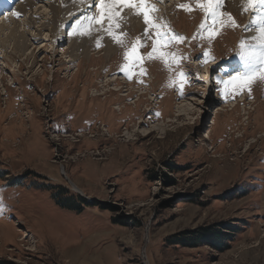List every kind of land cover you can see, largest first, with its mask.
<instances>
[{"label":"rangeland","instance_id":"obj_1","mask_svg":"<svg viewBox=\"0 0 264 264\" xmlns=\"http://www.w3.org/2000/svg\"><path fill=\"white\" fill-rule=\"evenodd\" d=\"M6 1L0 57L5 52L19 68L0 66V264H264V104L256 121L249 101H262L264 81L234 98L216 85L218 76L243 70L238 45L255 34L241 0H224L221 11L238 27L211 43L198 35L212 21L195 0H149L162 30L184 40L165 49L176 63L145 58L131 79L121 70L124 52L144 29L133 10H121V46L95 30L67 35L85 16V0L33 1L17 18L10 15L18 1L11 9ZM68 17L66 36L53 43L49 35L63 32ZM21 42L34 55L27 63L15 49ZM151 43L138 52L147 57ZM73 46L82 47L81 59L63 64ZM108 47L110 69L83 62V53ZM178 72L189 74L183 96L172 84ZM114 76L121 86L107 85ZM113 88L121 94H109Z\"/></svg>","mask_w":264,"mask_h":264},{"label":"snow or ice","instance_id":"obj_2","mask_svg":"<svg viewBox=\"0 0 264 264\" xmlns=\"http://www.w3.org/2000/svg\"><path fill=\"white\" fill-rule=\"evenodd\" d=\"M83 2V0H81ZM224 6V0H195L194 7L203 12L206 19H211V24L206 22L199 25V36L206 33V38L209 43L220 34V32L227 27H238L235 18L226 11H221ZM95 13L87 15L83 21H77V24L72 27V30L67 33L68 36L76 35L81 37L90 36L95 30L99 34H104L111 38L116 44L124 46V40L118 34V24L121 22V10L128 8L133 10L134 14L142 17L144 25L143 36L133 43L130 49L124 52V60L121 65V70L124 75L131 79L133 67L140 64L145 58L158 59L165 67H170L173 63L178 61L176 53L166 51L168 45L173 41H183L184 37L175 33H169L162 30L166 25L160 24L158 18L154 16L157 11L154 4H150L149 0H95ZM180 9L185 12L192 11L189 3H180ZM242 12H252L250 18V25H254V35L239 42L236 55L243 63V70H236L230 74L227 79L217 77L216 85L217 91L224 98L235 97L247 90L251 94V86L256 81H264V0H241ZM13 16L19 17L21 14L13 12ZM105 22L107 27L104 26ZM99 26V27H95ZM247 27L245 31H247ZM151 39V50L147 52V57L141 55L138 49L143 47V41ZM96 47L101 46V39H95ZM204 62H208L209 52L202 53ZM220 71H223L221 69ZM145 70L141 67L140 75H143ZM189 79V74L185 72L177 73V80L173 81V86L181 96L184 95L183 87L185 82ZM223 86L222 88L220 86Z\"/></svg>","mask_w":264,"mask_h":264},{"label":"bare ground","instance_id":"obj_3","mask_svg":"<svg viewBox=\"0 0 264 264\" xmlns=\"http://www.w3.org/2000/svg\"><path fill=\"white\" fill-rule=\"evenodd\" d=\"M12 1V2H11ZM16 1H18V3H17V5L16 4H14V2L16 3ZM33 1H36V3H37V1L38 0H10V1H6L7 3H6V7H8V5H10V9L12 8V7H14L13 6V4L14 5H16V7H17V10H16V8H14L15 9V11L16 12H18V13H20L21 15H23V17L25 16V14L28 12V11H26V10H28L29 9V7H32V3H33ZM94 1L95 0H85L84 1V5H85V7H84V12H83V14L85 13V16L86 15H89L88 13H90L91 11H89V7H90V9H93V7H91L93 4H94ZM162 1V0H161ZM10 3H12V4H10ZM35 3V4H36ZM56 3V2H55ZM88 3H90V5H88ZM149 3H150V1H149ZM236 4V3H235ZM158 5V4H157ZM4 8H2L1 10H3ZM6 9H8V8H6ZM96 10V9H95ZM94 10V11H95ZM127 11V10H126ZM9 12H11V11H9V10H6V11H4V15H10L11 13H9ZM81 13H82V10H79V9H77L76 11H75V13L72 15V19L73 18H75V17H77V16H81ZM87 13V14H86ZM95 13V12H94ZM122 14V13H121ZM131 14V13H130ZM129 15V14H128ZM163 15V14H162ZM10 16H12V14L10 15ZM85 16H82L81 17V19H79V21H83V18L85 17ZM124 16H126V14H125V12H124V14H123V17ZM21 17V16H20ZM131 17V16H130ZM132 17H134V16H132ZM14 18H17V17H15L14 16ZM11 19V18H10ZM72 19H70V17H68V19L67 20H65L66 22L64 23V26H66V28L64 29V31L62 32V30H63V28L64 27H62L61 29L62 30H60V32L57 34V31L56 30H54L52 33H51V35H49L50 37H52V39H51V41H53V43L54 42H56L57 40H60L61 38H63L64 39V37L66 36V29L68 28L67 27V24H68V22H72ZM137 20H138V18H137ZM131 21V20H130ZM133 21H135V20H133ZM15 22V21H14ZM7 23V22H6ZM2 24H4V23H0V29L2 30L3 28H2ZM70 25V24H69ZM136 25H138L139 26V24H136ZM45 28V27H44ZM70 28V27H69ZM15 29H16V27H15ZM17 29H18V27H17ZM142 30V29H141ZM58 35H59V38H58ZM80 37V36H79ZM99 37H101V36H99ZM102 37H103V34H102ZM105 38V37H104ZM106 39V38H105ZM63 42V41H62ZM107 42V41H106ZM104 44V43H103ZM72 45V44H71ZM80 45V44H79ZM81 46H73V47H71L70 49V52H69V55L68 56H65L64 58H65V60L63 61V64L65 63V64H73L76 60H79V59H81V57H80V51H81ZM86 48V47H85ZM104 48V47H103ZM15 49H16V52L18 53V55H19V57L20 58H22V60H21V62L23 63V62H28L29 60L31 61V59H32V57H34V55L32 56V55H29V56H27V55H25V50H26V47H25V44H24V42H21V44L20 45H16L15 46ZM115 49V48H114ZM113 49V50H114ZM111 51H112V49H110L109 47L107 48V49H104V52L103 53H101V54H99V55H94V54H90L89 55V52L88 53H83L84 55H83V62H88V64H90V66H92L93 68L95 67V65L96 64H101L100 65V70H103L104 68L105 69H110V64H111V59L112 58H110V55H111ZM83 52V51H82ZM101 52V51H100ZM99 52V53H100ZM68 53V48H66V52L64 53L65 55ZM86 54V55H85ZM26 56V57H25ZM25 57V58H24ZM0 58H3V62H0V66H2V65H5V63H7V65H8V67H11V68H13L11 71H12V73H14V72H16V71H18V69L16 70V68L18 67L19 68V66H17V65H15V63H14V59L13 58H11V56H7L6 55V53L4 52V54L0 57ZM110 58V59H109ZM34 61H35V59H33ZM216 61V60H215ZM82 62V61H81ZM82 62V63H83ZM25 63V64H26ZM216 64V63H215ZM28 65V64H27ZM238 65V64H237ZM33 66V65H32ZM4 67V66H3ZM79 67H80V65H78V68L76 69V73H78V71H79ZM39 68V67H38ZM91 68V67H90ZM30 69H31V67H30ZM150 69V68H149ZM2 68L0 67V81H2L4 78H3V73H2ZM233 70V69H232ZM98 71V70H97ZM232 72V71H231ZM76 73H74V75L72 76V79H74L75 78V74ZM43 74H44V72L42 71V73H38V76L40 77V78H42V76H43ZM152 75V74H151ZM158 75H156V77H157ZM210 79V77L208 76V74L207 75H204L203 77H202V80L205 82L206 80H209ZM224 79H227V78H224ZM211 83V82H210ZM3 84V83H2ZM108 84H111V85H117V86H121L122 85V82L119 80V79H117L115 76L114 77H112V78H110L109 80H108V82H107V85ZM209 84V83H208ZM91 85V84H90ZM43 86V85H42ZM106 86V85H105ZM7 89V88H6ZM10 89V88H9ZM115 88H113L112 89V91H110L109 92V94H113L112 92H116V95H117V93H120V90L118 91V89H115ZM7 91V90H6ZM121 94V93H120ZM122 94H124V93H122ZM242 94H245V93H242ZM105 95V94H104ZM260 95V94H259ZM96 96V95H95ZM121 97V96H120ZM241 98V97H240ZM253 98V97H252ZM250 98H248V100H249ZM262 99V101H259V97L258 96H255L254 97V100L253 99H250L249 101L252 103V105H253V109H252V111H255V113L254 114H256V116H255V118L254 119H256V121L258 120V118H259V116H261L260 115V113H259V107L261 106V104H264V97L263 98H261ZM140 101V99H138V100H136V102H134V104H136L137 102H139ZM240 101H244V98L242 99V100H240ZM259 101V102H258ZM140 103V102H139ZM233 103V104H232ZM232 103H231V105H229L230 107H231V109H230V113L232 114L234 111H235V109H236V105L238 104V103H236V104H234V101H232ZM229 106H227V107H229ZM252 107V106H251ZM219 112H224V111H222V109H220V108H218L217 109ZM149 111V110H148ZM226 113V112H225ZM250 114H251V112L249 113V114H246V115H248L247 117H245V120H247L249 117H250ZM223 115V114H222ZM179 116L181 117L182 116V114H178L177 115V117L179 118ZM225 116V115H224ZM44 117V116H43ZM253 119V120H254ZM262 119V118H261ZM260 120V119H259ZM263 120V119H262ZM140 122H142V121H140ZM259 122V121H258ZM257 125V128L259 129L261 126H262V124H259V123H257L256 124ZM250 131V130H249ZM77 136H79V137H84V135H77ZM66 137V136H65ZM236 141V140H235Z\"/></svg>","mask_w":264,"mask_h":264}]
</instances>
